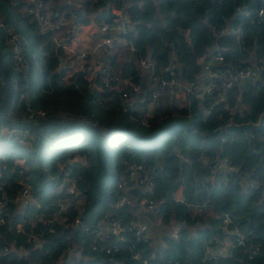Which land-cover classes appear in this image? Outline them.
Masks as SVG:
<instances>
[{
  "label": "trees",
  "instance_id": "obj_1",
  "mask_svg": "<svg viewBox=\"0 0 264 264\" xmlns=\"http://www.w3.org/2000/svg\"><path fill=\"white\" fill-rule=\"evenodd\" d=\"M242 5L245 11L236 13L235 7ZM32 6L29 0H0V19L20 36V51L27 59L26 66L19 67L5 41L7 27L0 26V59L13 84V112L25 106L17 98L19 91L26 93L31 107L44 111L30 121L0 118V164L5 165L0 169V250L7 248L0 252V264H63L57 259L70 241L78 244L80 255L65 264H142L132 253L154 264H264V126L251 131L254 148L260 150L252 154L241 131L231 135L217 128L229 118L221 115V103L213 95L203 98L204 111L200 100L189 94L180 108L169 103L163 111L155 107L157 113L145 118L147 96L140 98L156 83L139 63L141 58L150 61L162 77L160 67L174 59L176 78L188 82L202 75L201 62L215 47L230 66L249 65L245 60L250 53L255 64L261 62L264 16L255 12L261 8L264 13V0H43L36 13ZM112 9L122 11L131 22L125 37L133 50L122 47L118 52L117 45L101 44L96 55L105 58L118 78L139 84L130 106L118 92L90 86L79 71L66 84L60 78L63 71H54L60 52L55 39L66 40L72 34L71 25L64 23L74 15L78 23L97 26L111 21ZM44 17L49 25L41 26ZM227 26L239 29V37L217 34ZM96 76L94 82L103 86ZM255 82H247L245 90L232 89L233 85L224 92L228 105L235 107L237 101L246 105L242 116L231 115L229 120H256L264 106V76ZM1 95L0 79V99ZM11 127L18 132H9ZM221 155L237 167L233 176L210 174L203 166L202 158ZM126 162L142 163L150 171L149 190L140 193L131 181L130 190L155 200L158 220L178 224L176 238L164 236L163 244L154 245L146 230L139 237L127 230L135 221L137 205L136 200L117 203L123 192L117 182L127 177ZM23 186L32 202L17 210L22 201L15 195ZM70 186L73 192L68 191ZM178 187L183 202L175 198ZM56 201L66 205L58 208ZM224 211L235 213L253 251L251 258L239 246L210 259L197 251L230 232V225L220 222ZM107 215L117 220L124 239L97 240L98 248L92 249L91 230ZM17 222L22 223V232L14 231ZM202 222L208 224L199 231ZM193 226L196 236L190 235ZM29 232L39 240L27 241ZM104 245L115 248L105 252Z\"/></svg>",
  "mask_w": 264,
  "mask_h": 264
},
{
  "label": "built area",
  "instance_id": "obj_2",
  "mask_svg": "<svg viewBox=\"0 0 264 264\" xmlns=\"http://www.w3.org/2000/svg\"><path fill=\"white\" fill-rule=\"evenodd\" d=\"M32 2L33 6L32 10L37 12L42 5L43 0H29ZM246 9L245 5L240 7H235V12H244ZM113 16L111 21H104L99 25L95 26L92 32V39L95 40V44L93 48L88 51H77L74 52L70 48V43L65 40L55 39V46L60 48V52L56 53V57L58 63L54 71L58 72L60 70L63 71V74L60 76L61 80L64 83H69L70 77L74 72H81L82 76L89 82V85L96 88L99 91H116L119 93V97L123 99V101L127 105H131L136 100V94L140 89L139 84L132 83L127 79H120L115 74H113L111 68L105 64V58L96 55V51L98 50L99 45H117V51H121L122 47L128 48L129 50H133L132 42L129 38L125 37V34L129 31V23L122 11L118 9H112ZM255 16L262 18L264 16L263 10L258 8L255 12ZM231 17L230 19H232ZM76 17L73 18L72 22L76 23ZM41 26L49 25L47 18H41L39 21ZM78 23V22H77ZM76 23V24H77ZM75 24V25H76ZM0 26L7 27L4 25L2 20L0 19ZM231 32L234 34L235 38H238L241 34L239 29H231V27L227 26L224 29H218L217 34H224ZM20 36L12 30V28H6V37L5 41L12 46V57L17 62L19 67L24 68L27 64V59L20 51ZM214 48V47H213ZM71 52L70 55L74 56V60L72 64H68L67 60L68 53ZM208 62V63H207ZM206 63L214 66L210 72L206 73L204 76L198 78L195 81L181 82L176 78V62L174 59L169 60L164 66L160 67V72L165 73L164 76L160 77L155 73L154 66L150 61H147L144 58L139 59V63L142 67L147 69L148 77L150 80L155 81L156 86L155 89L149 93V99L147 100L148 105H153L156 101H161L164 103L166 97H173L181 92L188 96L189 94L195 95L199 100L200 107L202 111L206 110L205 105L202 100L206 95H213L215 98V102L221 103V109L223 116L230 119L231 115L240 117L243 115V108H239V106H230L227 102H225L224 92L227 91L228 88L233 85L245 81V80H255L261 75L264 76V60L259 63H253L246 66H230L228 63L223 61L222 52L218 47H215L213 51L210 53L209 59ZM206 66V65H205ZM204 66V67H205ZM99 76L100 82L103 84H96L94 82V77ZM215 79V80H214ZM105 86V87H104ZM135 94V95H134ZM17 98H22L25 102L24 109L20 108L17 112H13V98L11 97L10 108H8L6 112V117L15 120L22 121H30L36 120L38 117L44 115V111L41 108H33L27 102V95L24 91H19L17 94ZM188 108V107H187ZM187 110V109H186ZM188 112H186L187 114ZM147 116H145L146 118ZM220 117V115H219ZM228 119V120H229ZM225 125V123H224ZM224 125L217 126L218 129L224 130ZM9 132L17 133L18 130L14 127L9 129ZM25 134V131L22 132ZM224 140L223 136H220V142ZM174 154L178 155L177 152L172 151ZM126 164V172L127 177L123 176L117 182V187L126 188L131 187L132 182L135 185H143L146 188H150L152 185V176L147 167H145L142 163H125ZM204 166L208 169L210 174H222L223 176H233L234 173L237 172V167L234 166L227 156H219L218 158H214L212 160H207L204 163ZM4 164H0V169L4 168ZM243 177L240 178L242 180ZM248 186H251V183H247ZM69 192H73V186L68 188ZM28 197V188L23 186L15 195V199L19 201H27ZM3 195L0 196V204L2 203ZM130 198L128 195L120 194L118 197L119 203H129ZM136 205L138 209H152L153 212H156L155 201L151 197H147L144 195L137 196ZM177 201L183 202V197L179 196L176 198ZM55 205L58 208H63L64 203L62 201H57ZM236 215L235 213H230L227 211L222 212L220 216V222L223 226H229L230 232L225 236V252H230L235 247H241V253L245 255L246 258H251L252 250H249V245L246 243V236L244 232L241 230L240 226L235 222ZM107 224L100 225L99 222L94 228L91 230V234L95 239L91 244L92 249H97L98 244L97 240L106 241L107 239L115 237L118 241L123 240L124 237L120 233L117 220L114 219L111 215L106 216ZM77 219H75V222ZM3 222V219L0 217V223ZM78 222V221H77ZM87 227H84V230H87ZM127 230L131 231L134 236H142L146 230V225L143 223H137L132 221L128 224ZM15 232H22V223L17 222L14 227ZM169 237L176 238L177 237V228H173L169 232ZM27 241H38L39 237L35 233H27L26 234ZM105 252H109L110 249L115 248V246L104 245ZM256 248V246H255ZM254 248V249H255ZM7 250L6 247H3L0 252ZM197 251L201 254L202 258H210L216 257L222 252L218 251L216 255L211 253V249L207 245H203L197 248ZM132 258L141 261L142 264H154L147 260L146 258H141L139 253H132ZM174 264H177L174 261Z\"/></svg>",
  "mask_w": 264,
  "mask_h": 264
},
{
  "label": "crops",
  "instance_id": "obj_3",
  "mask_svg": "<svg viewBox=\"0 0 264 264\" xmlns=\"http://www.w3.org/2000/svg\"><path fill=\"white\" fill-rule=\"evenodd\" d=\"M125 1H129V0H125ZM70 20H71V18L68 21H66L64 24L71 25L72 34L65 41H68L70 43V48L74 52L81 51V50L90 52V50L93 48V46L95 44V40L92 39V35H91L93 30H94V28H95V24L92 23V22H89V23H86V24H82V23H77L76 22L77 23L76 24V23H73ZM76 21H77V19H76ZM127 21L129 23V25H131V22L129 21V19H127ZM58 39H60V38H58ZM70 54H71V52H69L68 55H65L66 57H68V60H67L68 64H72L73 60H74V56L70 55ZM208 59H209V57H207L206 61H202L201 62L202 68H204V66L206 65L205 66L206 72L205 73L202 72L203 76L206 73L210 72V70H211L210 64H207L208 63L207 62ZM262 60H264V58ZM245 61H247L248 64H253L254 63V59H253L251 53L249 54V56L246 58ZM202 75L199 76V78L202 77ZM259 80H261V77H258L255 80H245V81H242V82H239V83L235 84L232 89L237 88L238 90H245L247 88V86H248V83H253L254 81L257 82ZM232 89H230V90H232ZM142 96H143V99L146 98L145 96H147V99H149V94L147 95L145 93V94H142L141 97ZM147 99H146V101H147ZM181 101H185L184 102V104H185L186 102H188V97L185 94L179 92V93H177L174 96V99H173V97L165 98L164 103L158 100L151 106V105H148L147 102H145L144 116L151 117V116L155 115L157 113V110L155 109V107H159L160 110L163 111V109L168 107L169 103L173 104V106L175 108H180L181 106H183V105H181V103H182ZM235 103L238 104L239 108H243V110L245 112V110H246V105L245 104H243L242 102H239V101H237ZM173 151H175V150H173ZM218 157L219 156H217L216 158H218ZM205 161H207L206 158L205 157L202 158L203 166H204ZM138 186L140 188V193H142L144 190H149V188H146L143 185H138ZM130 189H131L130 186L126 187V188H122L123 192L121 194H124L126 196L128 195V197L130 198L129 201L132 202L140 194L135 195V194H133L131 192ZM180 191H181L180 187H178L175 190V192H174L175 198H178L179 196H181L180 195ZM22 201H24V200H22ZM29 201L32 202L31 198L27 197V201L26 202L28 203ZM62 202L64 203V206H65L66 202L65 201H62ZM117 203H119V201H117ZM155 206L157 208L156 212H153L152 209L140 210V209H138L137 206H135L134 209H133V215L135 216V222L143 223V224L146 225L145 235H147V236H149L151 238V242L154 245L155 244L156 245H159V244L161 245V244H163L164 236H168L169 237V232L175 227L178 228V224L172 223L170 220L167 223L159 221L158 218H157L158 216L155 215V213H157V211H158V207L159 206H158L157 203L155 204ZM21 207H22V205L20 203V204H18L15 207V209L20 210ZM99 222L101 223L100 225H102V224L106 225L108 223L107 220H106V216L103 219H101ZM76 224H79V223L76 221L74 223L75 227H76ZM206 224H208V223H205V222L200 223L199 224V231H201L203 229L204 225H206ZM227 234L228 233H226L224 236H222L221 239H218L217 241L215 240L210 245L206 244L211 249V253L212 254L216 255L218 251H220V252H222L224 254V252H225L224 248L226 247L225 246L226 245L225 244V236ZM190 235L191 236L198 235V233L196 231V228L194 226L191 229ZM37 243H39V242H37ZM67 248L68 249L66 250V252L64 254H62V255L60 254L58 256L57 262H63V264H65L66 262L74 261L75 258L79 257V255H80L79 252L80 251H79V248H78V244L76 242L70 241ZM210 258H215V257H210ZM210 258H208V259H210Z\"/></svg>",
  "mask_w": 264,
  "mask_h": 264
},
{
  "label": "water",
  "instance_id": "obj_4",
  "mask_svg": "<svg viewBox=\"0 0 264 264\" xmlns=\"http://www.w3.org/2000/svg\"><path fill=\"white\" fill-rule=\"evenodd\" d=\"M124 18L128 19L126 16ZM169 46L171 48L170 50V57H173V50H172V42L169 43ZM203 73L206 72V68H202ZM0 79L2 83V95L0 99V118L6 117V112L8 108H10L11 103V94L13 89V84L9 78V75L7 74L5 67L0 59ZM142 94H145V91L143 90ZM143 99V96L140 98V100ZM264 126V106L262 111L258 114L255 121L247 120V121H241V122H235L233 120H228L224 125L225 132L234 135L237 132H242L246 138L247 147L250 153L252 154H260V150H257L254 148V142H253V135L251 133L252 130H260ZM100 130L102 132L105 131V128L103 126H99ZM26 201H22L21 205L24 206ZM79 224H76V227H78ZM37 245H40V243H37Z\"/></svg>",
  "mask_w": 264,
  "mask_h": 264
},
{
  "label": "rangeland",
  "instance_id": "obj_5",
  "mask_svg": "<svg viewBox=\"0 0 264 264\" xmlns=\"http://www.w3.org/2000/svg\"><path fill=\"white\" fill-rule=\"evenodd\" d=\"M73 17H76V16H74V15H73V16L71 17V20H70V21H72V20H73ZM65 84H66V83H65Z\"/></svg>",
  "mask_w": 264,
  "mask_h": 264
}]
</instances>
